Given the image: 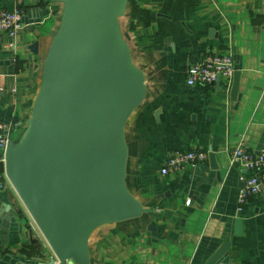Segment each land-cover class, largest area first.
Returning <instances> with one entry per match:
<instances>
[{
  "label": "crops",
  "instance_id": "obj_1",
  "mask_svg": "<svg viewBox=\"0 0 264 264\" xmlns=\"http://www.w3.org/2000/svg\"><path fill=\"white\" fill-rule=\"evenodd\" d=\"M15 9L23 27L15 37L0 32V122L11 139L30 117L63 2L0 0V11ZM124 16L121 30L147 87L125 125L126 184L149 210L97 228L89 264H204L225 241L230 247L220 264H264V192L239 211L242 182L231 161L240 143L264 152V0H129ZM211 53L230 55L240 72L235 99L224 80L221 86L187 83L190 65ZM177 149H211L218 170L208 155L175 176H161L165 157ZM238 217L242 236L234 235ZM54 257L7 184L0 190V264Z\"/></svg>",
  "mask_w": 264,
  "mask_h": 264
},
{
  "label": "water",
  "instance_id": "obj_2",
  "mask_svg": "<svg viewBox=\"0 0 264 264\" xmlns=\"http://www.w3.org/2000/svg\"><path fill=\"white\" fill-rule=\"evenodd\" d=\"M61 1L31 114L20 137L8 141L5 170L55 255L37 264H89L97 228L149 210L127 187L125 140V125L147 87L121 30L129 0ZM239 76L235 71L232 99ZM216 82L221 86L220 76ZM208 155L218 170L211 149ZM149 228L156 230L153 223ZM243 234L238 217L234 235ZM229 247L225 241L204 264H220Z\"/></svg>",
  "mask_w": 264,
  "mask_h": 264
},
{
  "label": "built area",
  "instance_id": "obj_3",
  "mask_svg": "<svg viewBox=\"0 0 264 264\" xmlns=\"http://www.w3.org/2000/svg\"><path fill=\"white\" fill-rule=\"evenodd\" d=\"M24 25L19 9L0 11V32L15 37ZM235 72L232 57L226 54L211 53L205 58L192 63L188 69L187 83L189 85H208L216 83L220 76L229 88ZM9 127L0 122V190L10 184L5 170V154L8 141L12 138L9 132L2 134V130ZM208 158V151L199 149H177L170 152L164 159L159 173L163 177L175 176L191 166L198 165ZM231 161L239 167L241 187L238 191V210L242 211L248 201L264 192V152H256L240 143L231 151ZM190 200L188 201V203Z\"/></svg>",
  "mask_w": 264,
  "mask_h": 264
},
{
  "label": "rangeland",
  "instance_id": "obj_4",
  "mask_svg": "<svg viewBox=\"0 0 264 264\" xmlns=\"http://www.w3.org/2000/svg\"><path fill=\"white\" fill-rule=\"evenodd\" d=\"M125 16L122 17V19L124 18Z\"/></svg>",
  "mask_w": 264,
  "mask_h": 264
}]
</instances>
